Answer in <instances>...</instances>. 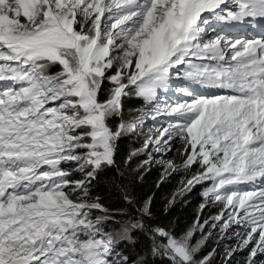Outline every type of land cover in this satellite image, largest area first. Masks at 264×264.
<instances>
[{
    "label": "snow or ice",
    "instance_id": "1",
    "mask_svg": "<svg viewBox=\"0 0 264 264\" xmlns=\"http://www.w3.org/2000/svg\"><path fill=\"white\" fill-rule=\"evenodd\" d=\"M258 22L264 0H0V264H209L213 253L198 256L205 227L233 225L247 264H264V37L224 31ZM161 91L191 99L161 108ZM132 96L169 118L145 150L180 141L181 162L161 163L199 169L181 192L207 185L200 210L221 207L211 224L198 217L176 234L152 223L150 199L137 208L125 195L131 211L118 219L91 196L117 167L118 141L143 123L125 119ZM138 234L148 255L133 261L120 246Z\"/></svg>",
    "mask_w": 264,
    "mask_h": 264
},
{
    "label": "trees",
    "instance_id": "2",
    "mask_svg": "<svg viewBox=\"0 0 264 264\" xmlns=\"http://www.w3.org/2000/svg\"><path fill=\"white\" fill-rule=\"evenodd\" d=\"M105 96L106 92L102 90L101 99ZM134 104L140 105V103ZM115 158L117 167L101 173L97 180L93 181L90 193L92 197H99L106 208L116 212L118 219L126 218L119 215L122 210L131 211L130 205L125 200L127 195L137 208L151 200L152 223L156 226L165 227L175 223L180 227L195 223L200 206L203 204L202 189H200L202 184L196 185L187 196H181L183 180L189 175L187 170L173 173L169 180H163L156 169L146 172L141 169L142 159L132 156V140L129 136H124L118 141ZM177 160L179 159L176 158L175 161ZM73 178L82 177L81 174L74 173ZM177 200L180 201L176 202ZM136 241L131 248L123 249V253L133 261L148 255L149 241L142 234L136 235ZM149 264H167V261L160 257H149ZM212 264H221L218 256Z\"/></svg>",
    "mask_w": 264,
    "mask_h": 264
},
{
    "label": "rangeland",
    "instance_id": "3",
    "mask_svg": "<svg viewBox=\"0 0 264 264\" xmlns=\"http://www.w3.org/2000/svg\"><path fill=\"white\" fill-rule=\"evenodd\" d=\"M224 31L230 36L247 39L245 38L247 36L237 32V26L225 28ZM215 34L216 33L209 31L206 38L213 37ZM59 70H60L59 67L55 66L50 69V72L55 73ZM177 83H180V82L177 81ZM197 93L205 95V96L226 94L224 90H221V89L201 88V87H197ZM159 99H160V103L158 106L163 108L166 103H173L177 100H181V101L190 100L191 97L180 95L174 91H166V92L161 91ZM134 103L136 104L140 103V105L136 106ZM155 103H156L155 101H153L152 103H146L144 99L136 97V96L126 98L125 104H124L125 119L130 120V119H134L140 116H143L144 118L143 123L139 126L137 131L127 136H129L130 140H132V156L140 157L143 161V164L141 165V169L143 168L146 172H149L152 169H156L158 173L162 175L163 180H169L173 173L175 172L180 173L186 170L181 169L175 172H166L165 165L161 163V160L172 159L175 161L176 158H178L179 160L175 162L179 164L181 162V156L178 150L181 149L182 145L180 141L177 139V140L172 141V151H169L167 153L155 152L154 146H150L148 150H145V143L148 140V138L150 136L155 135L157 128L161 126H167V121L169 119L164 116H158L156 119L151 118L152 114L155 111V108H154ZM112 123H113V126H115V124L118 123V121L112 122ZM150 156H151V159H150ZM145 161H148V163H145ZM198 171L199 169L196 166H193L191 170H187V173H189L188 177L192 173L198 172ZM185 180H183V182ZM206 186L207 185L202 184L200 188L202 189V192L204 191ZM183 187H184V183H183ZM240 187L242 189H248L252 186L242 185ZM191 191L183 192L181 193V196H187ZM202 192H201V200L203 201V204H204L205 200H204V197L202 196ZM179 201L180 200H177L176 202H179ZM220 210H221V207L219 204H216V205L210 204L209 206L205 207L202 211L199 209L197 218L199 217L201 223H203L204 220H209L211 224L212 222L211 218L219 214ZM194 224H192L191 226H188L187 224L184 226L177 227V225L174 223L172 225H167L163 228L168 229L176 234H182L186 232L188 229L192 228ZM114 227H118V225H114ZM109 230H111V228ZM208 232H211L212 235L208 237L205 244L203 245L200 252L198 253V256L200 258H204L208 256L210 253H213L211 260L209 261V264H212L215 261L217 256L221 264H247V259L249 255L248 249L245 248L243 250H237L240 244V240L244 236V231L242 229L233 225L232 228L228 229L226 233L221 235L219 226H217V228L215 229L209 226V227H205L204 229L205 234ZM237 232H239V235H237ZM201 235H202L201 233L197 232L193 237V241L195 242L196 240L200 239ZM131 246L132 245L127 244L125 242L124 245L120 246L121 251L123 252V249L126 247L131 248ZM249 247H251V245ZM257 259H261V257L258 256Z\"/></svg>",
    "mask_w": 264,
    "mask_h": 264
},
{
    "label": "bare ground",
    "instance_id": "4",
    "mask_svg": "<svg viewBox=\"0 0 264 264\" xmlns=\"http://www.w3.org/2000/svg\"><path fill=\"white\" fill-rule=\"evenodd\" d=\"M243 37V36H242Z\"/></svg>",
    "mask_w": 264,
    "mask_h": 264
}]
</instances>
